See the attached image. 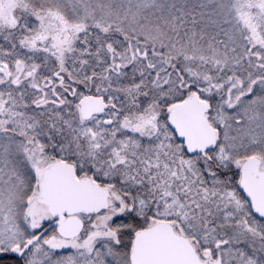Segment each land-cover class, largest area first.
Masks as SVG:
<instances>
[{
    "label": "snow or ice",
    "instance_id": "snow-or-ice-1",
    "mask_svg": "<svg viewBox=\"0 0 264 264\" xmlns=\"http://www.w3.org/2000/svg\"><path fill=\"white\" fill-rule=\"evenodd\" d=\"M0 264H264V0H0Z\"/></svg>",
    "mask_w": 264,
    "mask_h": 264
}]
</instances>
